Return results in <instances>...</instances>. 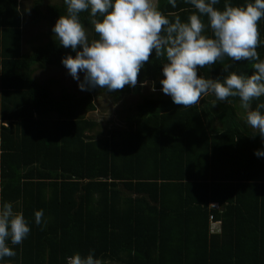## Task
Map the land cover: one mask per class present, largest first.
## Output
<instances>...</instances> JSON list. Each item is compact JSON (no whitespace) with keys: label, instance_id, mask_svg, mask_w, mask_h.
<instances>
[{"label":"trees","instance_id":"trees-1","mask_svg":"<svg viewBox=\"0 0 264 264\" xmlns=\"http://www.w3.org/2000/svg\"><path fill=\"white\" fill-rule=\"evenodd\" d=\"M156 2L169 18L187 20L196 11L185 0ZM66 14L64 0L43 9L36 0L29 17L44 20L50 37L23 52L20 0H0V206L11 202L30 227L22 244L8 241L16 255L0 264H68L77 253L124 264H264V156L255 154L264 151V137L241 121L239 97L213 105L210 93L185 108L171 96L145 95L125 127L90 135L98 121L85 113L97 109L95 95L139 93L144 82L162 90L167 60L153 50L135 88L55 94L34 77L33 65L62 68L76 56L53 31ZM88 16L80 19L91 41L99 37ZM259 27L264 59V18ZM223 64L240 75L254 71L250 61L225 56ZM198 75L223 79L227 72L217 61ZM259 103L264 97L252 108ZM211 214L221 221L219 233L210 231Z\"/></svg>","mask_w":264,"mask_h":264},{"label":"clouds","instance_id":"clouds-1","mask_svg":"<svg viewBox=\"0 0 264 264\" xmlns=\"http://www.w3.org/2000/svg\"><path fill=\"white\" fill-rule=\"evenodd\" d=\"M176 7V0H168ZM196 11L187 20L179 15L169 18L157 7L156 0H64L67 14L61 15L53 31L64 48L76 51L62 63L71 76L79 81L84 71L81 90L86 86L108 91L136 87L141 68L155 50L156 58L165 57L164 94L174 103L192 107L202 96L214 94L216 101L239 97L245 110L246 123L264 137V103L252 108L253 101L264 97V59L257 51L261 44L259 22L264 18V0H248L245 5L225 3L220 0H185ZM88 12V19L98 39L89 40L80 14ZM208 24H205L204 18ZM210 31L211 36L206 33ZM78 46L82 50L77 51ZM227 56L233 61L252 62L249 76L229 71L230 64H223ZM221 61L227 75L223 79L204 78L198 68H205ZM155 91V88H153ZM257 156L264 151L257 150ZM43 210L35 212V222L40 225ZM30 233L23 212L13 210L11 202L0 206V260L14 257L9 246L22 244ZM68 264H101L94 253L82 257L79 253L68 258Z\"/></svg>","mask_w":264,"mask_h":264},{"label":"rangeland","instance_id":"rangeland-1","mask_svg":"<svg viewBox=\"0 0 264 264\" xmlns=\"http://www.w3.org/2000/svg\"><path fill=\"white\" fill-rule=\"evenodd\" d=\"M36 0H20V7L22 10V42L23 52H29L37 45L44 44L50 37L48 33V25L42 20L39 23H33L30 19V9ZM41 8L43 9L48 3L59 2L60 0H39ZM157 4V2H156ZM90 38L91 32L89 27H85ZM35 68L34 77L41 82H47L50 88L55 94H60L63 91H70L77 96L84 95L90 89V86H86V90H81L79 87L80 82L84 81L85 72L79 73V81L74 79L69 70L65 67H57L55 65H47L45 67L34 64ZM145 87L139 93H123L118 96L114 93H101L95 95L94 101L97 105L95 111L86 112L85 115L88 118L98 121L97 127L90 132V135H106L112 127H125L127 117L137 112V104L142 100L143 96H157L162 94L166 95L162 90L153 91L151 85L148 82H144ZM240 106V102L238 103ZM239 113L241 121L246 122V113L241 106L239 107ZM56 117V114H53ZM101 264H124L122 262L105 260L101 261Z\"/></svg>","mask_w":264,"mask_h":264},{"label":"crops","instance_id":"crops-1","mask_svg":"<svg viewBox=\"0 0 264 264\" xmlns=\"http://www.w3.org/2000/svg\"><path fill=\"white\" fill-rule=\"evenodd\" d=\"M22 47H23V42H22ZM213 202H216V201L210 202V205ZM220 209H221V205H220ZM220 224H221V221L220 220H218V219L216 220L215 218L213 220L210 219V231H211V233H219L221 231V225ZM211 225H213L216 228V231H212L211 230Z\"/></svg>","mask_w":264,"mask_h":264},{"label":"built area","instance_id":"built-area-1","mask_svg":"<svg viewBox=\"0 0 264 264\" xmlns=\"http://www.w3.org/2000/svg\"><path fill=\"white\" fill-rule=\"evenodd\" d=\"M211 207L219 209L220 208V205L217 202H213V203H211ZM210 219L211 220L214 219V216L212 214L210 215ZM211 230L212 231H216V228L213 225H211Z\"/></svg>","mask_w":264,"mask_h":264}]
</instances>
